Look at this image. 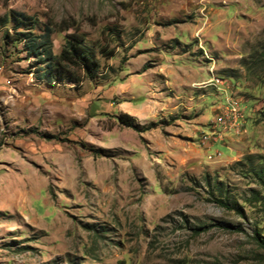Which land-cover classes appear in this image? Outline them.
<instances>
[{
	"label": "rangeland",
	"instance_id": "rangeland-1",
	"mask_svg": "<svg viewBox=\"0 0 264 264\" xmlns=\"http://www.w3.org/2000/svg\"><path fill=\"white\" fill-rule=\"evenodd\" d=\"M17 12L53 30V55L82 35L93 78L40 77ZM262 47L264 0H0V264H264L244 204L264 160ZM228 99L239 133L203 144Z\"/></svg>",
	"mask_w": 264,
	"mask_h": 264
},
{
	"label": "trees",
	"instance_id": "trees-1",
	"mask_svg": "<svg viewBox=\"0 0 264 264\" xmlns=\"http://www.w3.org/2000/svg\"><path fill=\"white\" fill-rule=\"evenodd\" d=\"M12 17L15 20V28H23V31L17 34L23 43L24 51L28 56L42 64L38 69L39 73H41L40 77L53 82L68 81L75 83L80 81L79 75L75 72L79 70L84 72L88 78H93L98 67V61L94 51L85 44L82 35L77 33L68 35L61 52L58 55H53L51 50L52 29L46 27L44 31L36 34L31 31L30 27L26 28L33 24L31 17L19 12L13 13ZM262 50L264 56V47H262ZM112 52L103 48L99 49L100 55L106 58L112 56ZM118 122L137 130V125L133 123L134 119L128 114L120 115ZM249 172L252 174V178L258 189L250 190V196L244 200V204L249 205L264 218V160H261L255 167H252ZM213 202L223 208L233 209L231 203L223 200V198H214ZM260 228V225H258L257 229ZM255 239L262 250V261H264V237L256 233Z\"/></svg>",
	"mask_w": 264,
	"mask_h": 264
},
{
	"label": "built area",
	"instance_id": "built-area-1",
	"mask_svg": "<svg viewBox=\"0 0 264 264\" xmlns=\"http://www.w3.org/2000/svg\"><path fill=\"white\" fill-rule=\"evenodd\" d=\"M220 86H227L226 84H220ZM228 88V86L226 87ZM243 116L239 105L232 104V99H228V107L226 110H220L215 116V119L211 122L213 129L210 134H204L201 138V142L215 143L221 139V133H233L238 134ZM221 131V132H220Z\"/></svg>",
	"mask_w": 264,
	"mask_h": 264
},
{
	"label": "bare ground",
	"instance_id": "bare-ground-1",
	"mask_svg": "<svg viewBox=\"0 0 264 264\" xmlns=\"http://www.w3.org/2000/svg\"><path fill=\"white\" fill-rule=\"evenodd\" d=\"M232 104H234V103H233V100H232ZM236 105H238V104H236ZM239 108H240V105H239Z\"/></svg>",
	"mask_w": 264,
	"mask_h": 264
}]
</instances>
